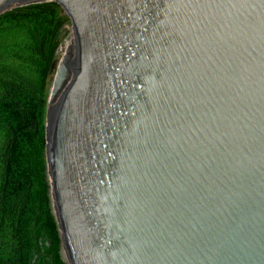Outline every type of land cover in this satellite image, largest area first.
I'll return each instance as SVG.
<instances>
[{
	"label": "water",
	"instance_id": "obj_1",
	"mask_svg": "<svg viewBox=\"0 0 264 264\" xmlns=\"http://www.w3.org/2000/svg\"><path fill=\"white\" fill-rule=\"evenodd\" d=\"M60 1L46 173L70 264H264V0Z\"/></svg>",
	"mask_w": 264,
	"mask_h": 264
},
{
	"label": "trees",
	"instance_id": "obj_2",
	"mask_svg": "<svg viewBox=\"0 0 264 264\" xmlns=\"http://www.w3.org/2000/svg\"><path fill=\"white\" fill-rule=\"evenodd\" d=\"M74 12L60 1L0 14V264H70L46 173L50 66Z\"/></svg>",
	"mask_w": 264,
	"mask_h": 264
}]
</instances>
